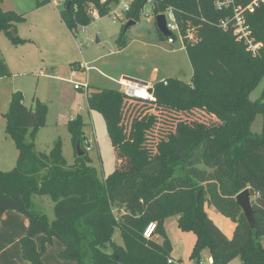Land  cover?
Instances as JSON below:
<instances>
[{"label": "trees", "instance_id": "obj_1", "mask_svg": "<svg viewBox=\"0 0 264 264\" xmlns=\"http://www.w3.org/2000/svg\"><path fill=\"white\" fill-rule=\"evenodd\" d=\"M114 1L65 0L61 19L75 33L93 19L87 12L89 2L103 16ZM218 1H152L155 16L167 8L176 15L192 66L190 83L176 78L156 81L154 100L112 88L86 94L88 108L102 115L115 152V169L104 179L83 146L80 115L67 123L75 151L74 162L68 164L60 140L47 152L35 147L36 133L45 125L46 105L36 99L27 107L19 91L12 93L3 113L4 130L17 157L12 169H0V218L14 210L28 219L27 231L19 239L25 260L44 264L46 246L57 239L63 245L58 258L73 264H173L168 262L164 220L177 216L179 229L197 236L192 258L199 259L208 249L212 264H228L236 257L242 264H264L259 241L264 235V100L249 99L264 77V0L244 12L250 37L260 43L255 53L234 35L232 7L217 8ZM249 1L238 0L236 5L245 7ZM146 2L135 0L125 18L135 20ZM23 19L0 7V32L13 43L24 41L10 31ZM8 75L0 58V78ZM257 112L262 116L258 133L251 130ZM245 188L251 194L254 228L235 199ZM42 195L53 201L52 219L33 200ZM205 203L234 223L230 238L208 217ZM150 222L156 229L145 238L143 231ZM115 230L122 244L113 241ZM156 235L164 237L162 243Z\"/></svg>", "mask_w": 264, "mask_h": 264}, {"label": "rangeland", "instance_id": "obj_2", "mask_svg": "<svg viewBox=\"0 0 264 264\" xmlns=\"http://www.w3.org/2000/svg\"><path fill=\"white\" fill-rule=\"evenodd\" d=\"M43 1L0 0L3 10H12L24 16L10 29L12 34L24 41L13 43L6 33L0 32V58L10 70V75L0 78V169H12L17 157L15 145L4 130L3 113L8 108L12 93L19 91L25 106L32 107L38 99L47 107L45 125L36 133V149L47 152L56 140H60L63 157L68 164H72L75 151L67 123L80 115L89 149H86L85 143L83 146L91 158V165L96 168L100 179H104L115 169V152L102 115L88 108L86 93L106 87L118 90L121 87L113 79L122 73L133 79H148L154 67L159 71L158 80L176 78L190 83L192 66L188 54L178 32H175L174 43H168L166 37L158 34L150 1L144 4L133 24L126 26L128 20L125 16L122 20L115 19L112 11L118 9V5L112 3L109 13L94 16L90 24L78 26L75 33L61 19L65 0ZM123 26V44H119L117 40ZM79 62H85L94 69L88 73L76 70V76L71 77ZM85 82L89 85L87 92L74 88V84ZM249 99L264 100V77L250 91ZM261 125L262 116L257 112L251 130L260 132ZM33 200L41 203L49 219L54 217L53 201L49 196H34ZM113 241L122 244L118 230L113 234ZM259 241L264 248V235ZM36 243L40 247V241ZM52 244L47 245L42 254L44 264H69V260L58 258L57 245ZM5 257L0 254V264H10ZM206 261L205 257L201 260L203 263ZM13 263L31 264L22 254ZM188 264H194V258L189 257Z\"/></svg>", "mask_w": 264, "mask_h": 264}, {"label": "crops", "instance_id": "obj_3", "mask_svg": "<svg viewBox=\"0 0 264 264\" xmlns=\"http://www.w3.org/2000/svg\"><path fill=\"white\" fill-rule=\"evenodd\" d=\"M82 63L79 62L74 69L84 70L83 68L80 67V64ZM92 67H90L88 71L85 70L84 71L88 73L91 69H94V67L93 68ZM158 74L159 71L157 70V68L154 67L153 69L150 70L148 74V79H136V80H141V81L146 80L147 82H152L151 84H153L156 81L167 79V78H162L158 80L157 79ZM120 77H127V76H125L124 73H122L118 78ZM106 79H108V77H106ZM97 80L98 78H96L95 81ZM115 80L116 79L114 78L113 82L116 83ZM118 90L121 89L119 88ZM204 209L208 217L213 221V223L225 234L226 237L230 238L233 233L234 223L229 218L220 214L213 206H210L205 203ZM177 219H178L177 216H170L164 220V233L169 243V249H170L169 259L174 261L173 264H188V258L191 257V251L194 244L196 243L197 236L193 232L181 231L177 225ZM27 225H28V219L23 214L14 210L6 211L5 213H3V215L0 218V254H2L3 256L6 255L7 257L5 258L10 262V264H14L13 260L14 259L17 260L21 257L19 239L21 236H23L26 233ZM41 238L42 236L40 235L35 238V241L38 242L41 240ZM155 238L159 243H162L164 240V237L159 239L157 235L155 236ZM54 243H56L57 245L56 247L57 253L63 249V245L60 241H58L57 239H53V244ZM204 257L207 260L205 263L212 264V258L210 257L208 249L207 250L203 249L200 252L199 259L194 258V264H198V262H201L202 258ZM68 262L69 264H73V262L70 260ZM228 264H242V262L238 257H236L233 260H231Z\"/></svg>", "mask_w": 264, "mask_h": 264}, {"label": "built area", "instance_id": "obj_4", "mask_svg": "<svg viewBox=\"0 0 264 264\" xmlns=\"http://www.w3.org/2000/svg\"><path fill=\"white\" fill-rule=\"evenodd\" d=\"M135 0H115L112 3H116L118 5V9L112 11V15L115 19H121L125 14L131 9L132 3ZM152 2L151 0H148ZM238 0H220L217 2V8H221L223 6L229 7L231 6L233 9V33L234 35L241 40L252 53H255L257 48L260 46V43L253 42V39L250 37V27L246 22L244 12L246 10H252L255 6L258 5L259 0H250L245 7L241 5H236ZM100 3L106 2V0H99ZM111 3V4H112ZM88 14L93 18L94 16H98L99 12L94 3L89 2V6L87 8ZM110 12V11H109ZM108 12V13H109ZM163 14L165 15L166 27L169 30V35L166 36L168 43H174L176 39L175 32L180 34L177 18L174 11L171 8H167ZM227 22H223V26H226ZM80 67L85 71L89 70V66L87 63L80 64ZM76 69L72 70L71 77H75ZM71 81V80H70ZM116 83L120 85V89L126 95L130 97H136L143 100H154L153 95V84L150 82H145L141 80H136L129 77H120L115 80ZM166 84V81H163ZM75 89L85 90L87 92L89 86L85 82L83 84H74ZM87 94V93H86ZM86 145V149H89V141H84ZM156 229V223L150 222L143 231V236L145 238H151L154 235ZM169 263H174L173 260L169 259ZM198 264H207L203 262H198Z\"/></svg>", "mask_w": 264, "mask_h": 264}, {"label": "water", "instance_id": "obj_5", "mask_svg": "<svg viewBox=\"0 0 264 264\" xmlns=\"http://www.w3.org/2000/svg\"><path fill=\"white\" fill-rule=\"evenodd\" d=\"M156 2L157 0H151ZM67 7L69 6V2H67ZM134 21H128L127 25L133 24ZM155 23H156V28L157 30L164 36H168L169 30L166 27V20H165V15L163 13H159L155 16ZM77 149V155L80 156L83 154V151L80 149L79 142L76 145ZM236 202L240 206L243 214L245 215L249 225L251 228H254L255 224V219H254V212L253 208L251 205V194L249 188H245L242 191H240L236 196H235Z\"/></svg>", "mask_w": 264, "mask_h": 264}]
</instances>
